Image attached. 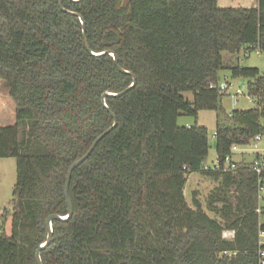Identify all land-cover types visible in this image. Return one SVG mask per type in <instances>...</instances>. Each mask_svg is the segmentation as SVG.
Masks as SVG:
<instances>
[{"label": "trees", "instance_id": "obj_1", "mask_svg": "<svg viewBox=\"0 0 264 264\" xmlns=\"http://www.w3.org/2000/svg\"><path fill=\"white\" fill-rule=\"evenodd\" d=\"M63 5L84 17L91 49L115 51L137 82L106 98L117 125L73 170V214L53 220L43 264H257L256 173L244 163L235 171L204 170L208 130L178 118L216 111L219 158L264 134V75L238 60L226 66L223 54L264 48V0L252 7L218 0ZM223 69L247 78L257 97L254 107L235 109L224 121V94L209 87ZM0 78L15 100L14 123L0 125V157H15L17 171L9 232L0 221V264H38L48 216L68 212L69 166L114 122L102 94L133 78L110 54L88 51L78 16L59 0H0ZM194 171L217 182L206 208L184 194ZM232 229V238L223 236Z\"/></svg>", "mask_w": 264, "mask_h": 264}, {"label": "rangeland", "instance_id": "obj_2", "mask_svg": "<svg viewBox=\"0 0 264 264\" xmlns=\"http://www.w3.org/2000/svg\"><path fill=\"white\" fill-rule=\"evenodd\" d=\"M253 1L254 0H222L220 3H225L228 6L242 3L241 6L252 7L251 3ZM223 54L226 66H231L238 60L240 65L254 66L259 68L261 72L264 70V52L258 54L253 51L246 57L243 50H241L237 55H232L227 52H224ZM220 78L223 81H229L231 84L227 93L221 97V106L223 107V110L220 112V116L222 121L226 120L228 117L227 115L235 109L241 110L254 107L255 102L247 97V78L231 77L228 69L220 71ZM237 88H241L243 94L236 97L238 101L235 103L233 95L235 94V90ZM184 95L189 99H192V95L189 92H185ZM14 121L15 100L9 95L4 82L0 80V124H11L14 123ZM178 121L180 124L197 123L198 125H202L207 128L210 144L207 160L212 161L216 156L215 138L212 136V133L215 131L217 112L210 109H203L199 111L196 120L192 116L181 115L179 116ZM260 146L264 147V136L260 142ZM16 175L15 157H0V209L5 210V217L1 214L0 221H4L2 226L7 232H9L11 228L12 197L13 187L16 182ZM216 184V181L211 179L202 171H194L188 174V179L184 188V194L187 202L192 205L193 198L196 197L201 201L204 208H206L207 196ZM260 203L264 205V200H261Z\"/></svg>", "mask_w": 264, "mask_h": 264}, {"label": "built area", "instance_id": "obj_3", "mask_svg": "<svg viewBox=\"0 0 264 264\" xmlns=\"http://www.w3.org/2000/svg\"><path fill=\"white\" fill-rule=\"evenodd\" d=\"M244 51L245 57L250 55L251 52H256L258 54L264 52V48L259 44H252L249 47H245L242 49ZM243 66V65H240ZM264 75V70L261 72ZM248 81V79H247ZM231 84L229 81L221 80L219 78L218 84L211 83L209 85L210 88H217L222 94L227 93ZM248 90V88H247ZM243 91L241 88H237L235 90V94L233 95L234 102L236 103L238 99L237 96L242 95ZM247 97L250 100H253L256 104V96L251 93L249 90L247 92ZM264 106V105H263ZM231 111L229 115H232ZM212 136L216 138L217 132L214 131ZM263 133H256L253 135L249 141L245 144L239 145L234 144L231 147V150L228 154H226L223 158H219L216 156L212 161H205L203 163L202 168L204 170H213V171H235L238 164L244 163L248 169L256 173L257 175V199L258 204L256 207V212L260 216L259 220V230H258V263L264 264V218L262 217L264 213V205L260 203L261 200H264V147L260 146V142L263 138ZM235 154H239L241 157L237 158ZM2 227L0 228V232H2ZM235 234V230H224L223 236L226 238H232ZM236 253V251H233ZM231 252L224 251L223 254L229 255Z\"/></svg>", "mask_w": 264, "mask_h": 264}, {"label": "water", "instance_id": "obj_4", "mask_svg": "<svg viewBox=\"0 0 264 264\" xmlns=\"http://www.w3.org/2000/svg\"><path fill=\"white\" fill-rule=\"evenodd\" d=\"M59 6L62 10L70 13V14H73V15H76L78 16L80 22H81V25H82V32H83V36H84V40H85V43H86V47L88 49V51L91 53V54H94V55H104V54H110L114 61H115V64L117 66V68L122 71V72H125V73H129L132 75V83L126 87L125 89L119 91V92H115V91H105L103 94H102V97H101V102L103 104V106L109 111V113L113 116V119H114V122L113 124L106 128L104 131H102L91 143V145L89 146V148L87 149V151L81 155L79 158L75 159L71 165L69 166L68 168V171H67V178H66V184H65V196H66V201H67V207H68V212L66 215H60L58 213H52L48 216L47 220H46V226H47V235H46V238L43 242H41L39 244V246L37 247L36 249V259H37V263L38 264H43L42 262V259H41V251L42 249L46 248L52 241H53V220L54 219H60V220H63V221H66L68 220L71 215L73 214V207H72V203H71V200H70V197H69V184H70V180H71V176H72V173H73V170L79 166L83 161H85L87 159V157L91 154V152L93 151V149L95 148V146L98 144V142L105 136L107 135L113 128L116 127L117 125V119H116V116L115 114L113 113V111L111 110V108L109 107L107 101H106V98L107 97H113V96H120L122 95L123 93L127 92L129 89H131L133 86H135L136 82H137V77L136 75L122 67L120 64H119V59H118V55L115 51L113 50H103V51H100V52H95L91 49L89 43H88V38H87V33H86V21L84 19V17L82 16V14H80L79 12L77 11H74V10H69V9H66L63 5V0H59Z\"/></svg>", "mask_w": 264, "mask_h": 264}, {"label": "crops", "instance_id": "obj_5", "mask_svg": "<svg viewBox=\"0 0 264 264\" xmlns=\"http://www.w3.org/2000/svg\"><path fill=\"white\" fill-rule=\"evenodd\" d=\"M220 1H222V0H218V4L219 5H221V6H228L227 4H225V3H220ZM241 4L242 3H240V4H238V5H233V6H241ZM252 5L251 6H257L258 5V0H254L252 3H251ZM229 6H231V5H229ZM246 6V5H245ZM249 7V6H248ZM0 80H1V78H0ZM6 89H7V87H6ZM187 125H189V124H191V123H186ZM1 125V124H0ZM235 156L237 157V158H240L241 156L239 155V154H235ZM216 157V156H215ZM4 212H5V210H1L0 209V215L1 214H4Z\"/></svg>", "mask_w": 264, "mask_h": 264}]
</instances>
